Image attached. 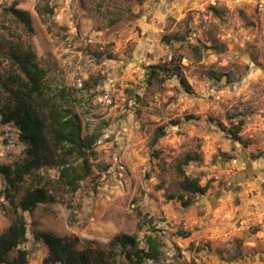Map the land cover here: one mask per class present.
Segmentation results:
<instances>
[{
	"label": "rangeland",
	"instance_id": "obj_1",
	"mask_svg": "<svg viewBox=\"0 0 264 264\" xmlns=\"http://www.w3.org/2000/svg\"><path fill=\"white\" fill-rule=\"evenodd\" d=\"M12 5L30 14L32 31L8 12ZM47 5L54 14L40 15L36 7ZM29 48L49 85L36 105L46 111L65 87L83 133L99 138L93 175L79 190L45 167L15 191L45 184L51 199L34 212L0 197V234L20 216L28 227L10 260L21 248L29 264H43L48 250L35 233L44 231L102 249L122 234L144 246L153 233L163 253L144 264H264L262 17L231 0H0L1 72ZM152 64L180 67L190 88L176 75L149 83ZM10 101L0 93V113ZM160 127L166 134L152 145ZM187 154L199 158L186 174L207 189L186 207L168 195L181 193L177 165ZM25 157L17 127L0 123V163Z\"/></svg>",
	"mask_w": 264,
	"mask_h": 264
},
{
	"label": "trees",
	"instance_id": "obj_2",
	"mask_svg": "<svg viewBox=\"0 0 264 264\" xmlns=\"http://www.w3.org/2000/svg\"><path fill=\"white\" fill-rule=\"evenodd\" d=\"M36 10L40 15H53L55 9L54 6L47 5L44 8L37 6ZM8 12L27 29L33 30L32 18L26 10L12 5ZM196 50L200 52L201 48L196 47ZM22 52L18 55V61L14 62L18 65L17 68L12 70L11 67L7 73L0 70V93L6 94L11 100L9 106L0 113V123H11L17 127L19 138L26 146V157L15 166L0 163V176L6 181L5 187L0 186V197L23 212H34L40 203L48 202L51 198L47 187L40 180L35 187H27L17 197L15 191L22 187L26 177L37 176L45 167H55L58 182L72 192L79 190L81 183L93 175L99 135L83 133V122L76 110L75 99L70 101L66 97L65 87L60 93L47 98L46 111L36 105L49 88L47 73L37 61L32 48ZM175 75L186 89L190 88L178 66L149 65L148 82ZM243 125L244 120L241 119L237 133H233L238 141L241 140L239 132ZM165 134L164 129L158 128L151 144L155 145ZM198 158L193 154L185 155L177 165V172L183 177L180 182L181 193L168 195V198H177L186 207L190 204L191 195L202 194L207 189L206 185L201 184L199 177H191L185 172L184 166ZM142 223L145 224L144 221ZM140 228L143 226L140 225ZM27 232V224L20 216L0 234V264H29L27 249L19 248L16 256L10 260L11 252L27 240ZM35 237L43 241L48 250L43 264H111L112 261L122 264L124 259L133 264H144L147 260H160L164 245L160 237L153 233L144 234V246H140L136 234L115 236L110 249L91 245L80 248L77 237L60 236L52 232L38 231Z\"/></svg>",
	"mask_w": 264,
	"mask_h": 264
},
{
	"label": "built area",
	"instance_id": "obj_3",
	"mask_svg": "<svg viewBox=\"0 0 264 264\" xmlns=\"http://www.w3.org/2000/svg\"><path fill=\"white\" fill-rule=\"evenodd\" d=\"M233 4L242 7L246 11H252L256 17H262L264 21V0H231Z\"/></svg>",
	"mask_w": 264,
	"mask_h": 264
},
{
	"label": "water",
	"instance_id": "obj_4",
	"mask_svg": "<svg viewBox=\"0 0 264 264\" xmlns=\"http://www.w3.org/2000/svg\"><path fill=\"white\" fill-rule=\"evenodd\" d=\"M264 115V114H263ZM258 259H263L262 256H258Z\"/></svg>",
	"mask_w": 264,
	"mask_h": 264
}]
</instances>
